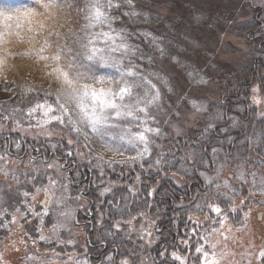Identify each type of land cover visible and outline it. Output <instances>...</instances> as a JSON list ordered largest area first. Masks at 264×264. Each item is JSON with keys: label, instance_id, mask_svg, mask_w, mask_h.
Returning a JSON list of instances; mask_svg holds the SVG:
<instances>
[{"label": "rangeland", "instance_id": "obj_1", "mask_svg": "<svg viewBox=\"0 0 264 264\" xmlns=\"http://www.w3.org/2000/svg\"><path fill=\"white\" fill-rule=\"evenodd\" d=\"M29 1H33L37 5L36 0ZM237 1L198 0L200 9L197 6L189 8L191 12L195 13V16L191 17L192 23L190 26H195L194 34H198V41L183 40L188 45L189 50H181L183 57L180 56L181 62L189 65L188 68L192 70L183 73L181 69L175 66L173 60H168V62H164V65H161L162 71L160 74L167 78V85L161 79L158 78L157 80L150 77L151 75L149 76L152 83L160 90L161 101L150 109L152 118L148 120V126L158 128L160 132L158 135L147 134L150 140V151L141 159H148L151 169L152 166L157 165V159H161L162 163L157 165L158 168L153 172V175L157 176L160 171L161 179H168L172 185L179 188H184L189 183V179L175 172H163V162L170 159L172 154H180L182 160L186 161L184 165H192L199 160L198 158L201 156H199V153H195L191 142L188 140L193 139L195 131L201 133L204 130L211 132L214 126L222 124V120L228 119L230 122L233 120L229 114H226L229 113V110L226 111L224 118L216 116L227 107L226 95L234 91L238 83L248 78V75L244 72L254 62L250 52L258 42L254 39L251 40L250 36L244 31L250 24L248 20L252 19V15L254 16L255 9L250 10L246 5V0H240L239 5L236 3ZM22 3L24 2L16 4L20 5ZM196 7L198 10L195 9ZM164 8L165 6L160 7V9ZM6 9L10 10V8ZM15 10L20 9L16 6ZM226 10L233 11V15L227 17L224 12ZM189 35L192 37L191 33ZM189 73H192L191 78ZM201 77L203 82L198 83L197 81ZM12 87L10 81L8 82L0 77L1 101L13 97ZM169 88L172 91H169ZM252 96H254L256 102L258 100L264 101L263 98L257 95L256 91L252 92ZM45 100H38L37 96H31L27 104H23V108L12 115L16 119L13 124L11 123L12 130L20 134L21 137L25 135L26 138L37 144L42 143L43 140L56 139L54 137L58 135L59 131L57 126H54L58 123L56 120H49L47 124H43V121L48 119L44 116V109L37 108L35 112L29 114L28 110L30 108H35L38 103L42 104ZM193 103L206 110L197 111L193 107ZM209 106L212 109H208ZM7 109L2 108V110ZM53 115L59 114L57 112L49 113V117ZM42 124L43 126H41ZM233 127L231 126V128ZM132 131L139 132L141 129L133 127ZM225 139L226 142H229L228 136ZM118 145L124 154L103 151V160L97 158L102 150H96L97 147L94 146L86 147L76 144L69 151L65 149L67 156L77 159L80 165L91 169L93 172L91 188L97 200L93 206L95 213L92 221H94V224L86 228L76 227L74 223L75 210L78 207L86 209L87 202L80 199H76V201L71 198L72 192L69 188L65 193L69 198L64 201L63 208L71 211V218L54 216L52 212H49L47 216L42 215L45 209L42 207L43 203L45 205V193L43 190L37 193L36 189L38 187L43 189L48 186L49 176H52L57 182L59 181L55 185L56 192L58 194L64 192V189H61L63 185L60 181L67 182L65 174L62 176L58 171L49 174L50 172L45 169L41 171L34 161L31 163L26 161L30 165L26 162L14 165V170H18V181L13 179L11 175L5 178L4 175L0 174V232L10 225L14 229H17V227L26 229V226L29 225L34 228L31 231L34 237H30L28 242L32 245L38 243L50 246L47 252L48 256L43 255L42 252L36 254L31 250L28 251L24 256V264H49V262L75 264L76 261L85 258L88 264L89 255L93 254V250L88 248L86 238L88 231L93 227L95 238H98L103 232L107 236V240L113 239L118 245L116 255H111L112 261L109 262L106 258L100 264H124L125 261L127 264H156L151 260L152 248L155 250V245L158 244L155 229L157 227L156 219L146 217L143 213L132 215L127 220L115 218L109 228L110 231L103 225L109 217L108 207L113 204L117 195H120L126 189L130 191V197H132V195L139 194V191H142L143 187L151 182L150 177L147 178L141 173L142 170L149 172L148 168L142 165L141 159H131V157L136 156V145L141 148L143 145L139 144L138 141L136 145L132 144V147H130L134 150V153L130 155L126 154L130 149L128 145L124 143ZM90 148L92 151L89 150ZM212 149L208 150L211 160H213ZM228 153V151L220 149L217 158L222 161ZM65 154L62 155L65 156ZM109 160L115 161V163H105ZM203 161H207V158ZM6 163L10 171L11 164ZM199 163L201 166L206 165L202 160H199ZM230 165H226L219 175L216 171L215 176H208V171L212 169V166L208 163L206 172H201L204 175L198 174L203 184L207 186L206 193L202 194L201 190H195L192 193L193 196L190 197L191 199H180L175 204L174 210L188 207L189 210H194L200 218L196 225L191 223V227H193L190 230L192 235L190 238V231H188L187 239L184 238L181 242L182 251L170 252L172 259L175 254L184 261V264H203L205 257L202 253L196 251L198 247H202L209 253L208 259H217L219 264H264V258L260 255L264 251V194L252 187V179L241 191L242 183L241 180L236 179L235 172L238 168L233 162H230ZM24 168H27V170ZM34 168L35 171H33ZM187 169L188 167H181V170L185 173H187ZM255 172L258 174L257 184H260L261 180H264V174H261L260 170H255ZM248 174L251 175L249 172ZM195 176L196 174L191 176L192 179H195ZM205 176L214 178L211 185L206 182ZM225 180L228 181L234 191H229L223 187ZM216 184H220L221 187L217 188ZM154 188L155 186L152 185L151 193ZM244 191L245 195H243ZM225 193L226 195H224ZM106 199H110V201L104 205L103 202ZM228 202L231 204L229 207H227ZM224 203H226V207L222 208L220 204ZM212 205L221 207V216L225 211L228 213V218L224 221L223 227L219 223L220 216L212 211ZM49 208L55 209L56 206L51 204ZM60 210L63 209L57 211ZM246 213L247 217L245 216ZM258 213L262 214L261 219L257 218ZM189 217L190 220L195 219L192 214H189ZM43 219H47V224ZM57 220L65 225L58 234L59 238L65 241L63 245L59 244L58 239L53 237L52 233V226ZM175 224L176 222H173L172 225L175 226ZM214 229H218V231ZM96 232L99 234H96ZM41 234L49 237L50 242L46 243L40 240ZM69 240L74 241V243L68 244ZM3 241L4 236L0 235V245ZM213 253H215V256L212 255ZM29 256H35L36 259H28ZM174 260L179 261L181 264V260L175 258Z\"/></svg>", "mask_w": 264, "mask_h": 264}, {"label": "snow or ice", "instance_id": "obj_2", "mask_svg": "<svg viewBox=\"0 0 264 264\" xmlns=\"http://www.w3.org/2000/svg\"><path fill=\"white\" fill-rule=\"evenodd\" d=\"M121 2L131 5V0H86L85 23L81 26L79 33H73L75 36L74 43L77 46L73 47L68 43L57 44L56 50L51 53L48 52V49L52 47L49 38L56 36L59 40L61 34L50 25L55 21L58 12L72 6V0H36L39 7L17 10L15 13L0 11V45L11 42L12 38H16L18 43H24L26 36L27 42L33 43L39 42L40 37H44L39 48L26 51L23 54L26 56L35 55L38 61H46L44 67L51 68V71L47 72L46 75L54 77L59 87L55 93L52 91L44 93L45 96H55V106L45 100L42 104L38 103L35 108H30L29 114L35 112L37 108L44 109V116L48 119L43 121V124H47L49 120H56L61 125L67 126L71 132H75L78 141L79 137L83 135L89 143L99 144L101 149L112 151L114 154H124L120 146L114 143L115 140L127 141L133 145H136L138 141L143 147L136 145V156L131 157L132 160H137L143 158L150 151V140L147 134L158 135L160 132L158 128L148 126V120L152 118L150 109L161 101V93L155 84L143 75L142 71H137V69H142V66L132 58L144 59L142 50L138 46L128 43L129 34L125 33L123 29L117 30L113 27V21L119 19V16L112 15V11L119 8ZM125 15L135 17L138 13L133 9L130 12H125ZM59 27H64V24H60ZM97 27H106L107 31L97 32L95 31ZM69 31L71 32V29ZM141 35L146 40L150 38L154 51H159L162 58L167 56L181 70H186L189 67V65L182 63L177 56H173L161 47L159 42L161 38L154 37L148 32H143ZM64 39L67 41V36ZM3 63L4 58L0 57V65ZM148 63L151 64L152 61L149 60ZM103 68H112L115 74H99L98 70ZM149 75L156 76L166 85L168 83L167 78L161 76L159 72H151ZM191 76L192 73H189L190 78ZM197 82H203V78L201 77ZM145 85L150 87H145ZM24 90L33 91L34 89L26 87ZM169 91L172 89L169 88ZM253 91L256 89L254 88ZM193 107L197 111L206 110L195 103H193ZM53 112H58L59 115L49 117V113ZM120 121L126 123L120 124ZM133 127H139L141 131L133 132ZM251 143L253 147H258L256 139H252ZM16 147L19 149V144ZM89 150L92 151L91 148ZM194 151H199V149H194ZM219 152V149L213 148V160L207 162L202 159V162L206 165L208 163L216 164V171L219 175L226 165L231 166L230 161L232 159L238 158L241 163L237 165L240 171L236 173V179L247 183V170L243 165L249 163L250 160H245L243 155L237 152L235 157L225 155L221 161L217 158ZM260 155L264 156V152H261ZM10 158L11 153L5 146L3 152H0V174L4 175L5 178L11 175L13 179L18 181V170L10 172L7 168L6 162ZM97 158L104 159L103 151L97 155ZM31 162L30 160L29 163ZM16 163L19 164L20 161L17 160ZM105 163H115V161L109 160ZM161 163L162 160L157 159L156 164ZM256 164H264V160H258ZM47 167H52V165H47ZM35 170L34 168L33 171ZM201 174L204 175V173ZM257 175L256 172L251 173L252 187L264 194V180L257 184ZM213 179L205 176L209 185L212 184ZM57 183L52 176H49V185L43 189L39 187L36 189L37 193L41 190L45 193V209L42 215L47 216L49 212H52L54 216L71 218V211L63 208L64 201L69 198L65 194L68 191V184H63L64 192L58 194L55 190ZM216 187L219 188L221 185L216 184ZM223 187L234 191L227 180L224 181ZM79 198L77 196L74 199L78 200ZM49 204H55L56 208L50 209L47 207ZM211 207L212 211L220 216L219 223L223 227L224 221L228 218V213L225 211L221 216L220 206L212 205ZM59 209L63 210L57 211ZM245 216L247 217V213ZM64 227L65 225L59 220L52 226L53 237L58 239L60 245L65 243L58 236ZM214 230L218 231V229ZM39 239L46 243L50 242L49 237L43 234ZM67 243L72 244L74 241L69 240ZM196 251L205 257L203 264H219L217 259H208L209 253L202 247H198ZM212 255L215 256V253ZM260 255L264 258V251ZM174 258L181 260V264H184L179 256L174 254ZM28 259H36V257L29 256ZM107 260L111 262L112 256L109 255ZM49 264H54V262H49ZM75 264H87V259L78 260ZM124 264L127 262L125 261Z\"/></svg>", "mask_w": 264, "mask_h": 264}, {"label": "trees", "instance_id": "obj_3", "mask_svg": "<svg viewBox=\"0 0 264 264\" xmlns=\"http://www.w3.org/2000/svg\"><path fill=\"white\" fill-rule=\"evenodd\" d=\"M197 1L198 0H131V5L126 2H121L120 7L112 11V15L119 16V19L113 21V27L117 30L123 29L125 33L129 34L128 43L138 46L143 52L144 59L132 58L135 59L137 64L142 66V69H137V71H142L143 75L149 79V73L159 72L161 74V65H164V62L171 60L167 56L162 58L159 51H154L150 43V38L146 40L145 37L141 35L143 32H148L154 37L161 38L159 40L161 47L164 48L166 52H170L173 56H177L179 59H181L180 56L183 57L182 51L178 52L179 50H189L188 45H186V42L183 40H191L192 42H194V40L195 42L198 41V34H194L195 26H190L192 23L191 17L195 16V13L191 12V9H189L191 7L193 8L194 6L198 7ZM246 1V5L250 10L255 9V14L254 16L252 15V19L248 20L250 21V24H248L244 31L250 36L251 40L254 39L258 42L250 52L251 58L254 62L252 63L253 65L247 67L246 71L244 72L248 75V78L241 83H238L237 88H235L234 91L228 93L229 100L226 103L227 107L222 113L219 112L216 116L224 118L226 114H229L233 120L231 122L227 121L228 123L223 129H220L222 128L219 126L220 124L215 126H218L217 130L220 132L218 133L216 131L215 133L228 134L226 136L229 137V142H226V139L224 141L221 140L223 145H228V143H230V137L234 141L231 148V157H235L236 153L240 152L245 160H250L249 163H245L243 165V167L247 170V183H245L243 180L240 181L242 183L241 191H243L245 186L249 184V180L252 179L248 172L251 174L252 172H255V170H260L261 174H264V164H256V161L264 160V156L260 155L261 152H264V101L258 100L259 103H257L254 96H252V92H254L253 89L255 88L257 95L264 99V0ZM18 2H24L22 3L24 5H17L16 3ZM236 3L239 5L240 0H238ZM85 4L86 0H72V6L70 8L66 7L57 13L56 19L51 23L50 27L58 31L61 34V37L59 40L56 36L49 38L52 43V47L48 49L49 53L56 50L57 44L68 43L73 47L77 46L74 43L75 36L73 33H79L81 26L85 23ZM16 6L20 10L30 7H39L38 4L36 5L33 1L29 0H0V11L15 13L17 11L15 10ZM161 6H165V8L160 9ZM197 7L195 8L196 10L201 8L198 7L197 9ZM5 8H10V10H5ZM133 9L138 13L137 16L132 17L125 15V12H130ZM224 12L227 17H231V15H233V11L226 10ZM60 24H64V27H59ZM70 29L71 32L69 31ZM102 30L107 31V28L97 27L95 29L97 32ZM190 33L192 34L193 38L189 35ZM180 34L185 36L182 37ZM65 36H67V41L64 39ZM43 40L44 37H40L39 42L29 43L27 42V37L25 36L24 43H18L16 42V38H12L11 42H6L3 45H0V57L4 58L3 65H0V77L7 80L8 82L10 81L13 85V97L6 101H0V135H9L10 139L13 140L14 138L17 139L20 134L14 132L11 128V125L16 120L12 117V115L20 108H23L22 105L27 104L29 99H31V96H37L38 100L46 99L54 105L55 96L44 95V93L48 91L55 93L59 87L54 77L46 75L47 72L51 71V68H45L44 65L47 62L43 60L38 61L35 55L26 56L23 54L26 51L39 48L40 44L43 43ZM137 55L139 56V53ZM149 60L152 61L151 64L148 63ZM190 70L192 69L187 67L186 70L181 71L184 73L190 72ZM98 72L99 74L104 75L115 74L114 69L112 68L99 69ZM150 77L158 80L156 76L151 75ZM26 87H31L34 90L25 91L24 89ZM145 87L150 86L145 85ZM2 108H8L9 110H2ZM208 109H212V107L209 106ZM228 110L229 113H226ZM224 120H222V124H224ZM119 123L125 124L126 122L120 121ZM54 126H57V129L59 130L57 133L58 135L54 137L56 139L50 141L45 140L44 143H42L43 145L51 148L56 147L57 149L62 148L61 151H65V149L69 151L74 145L80 144V146L86 147L94 146L97 147L96 150L99 149L104 151L101 149L99 144L89 143L86 141L83 135L79 137L78 141L77 134L75 132H71L67 126L61 125L59 122L54 124ZM231 126H234L233 128L236 132L233 128H231ZM215 133L212 132V130L211 132L204 130L203 133L195 131L193 139L188 140L191 142L193 150L199 149V151H195V153H199V156H201L198 158L199 160L205 159V154L203 152L204 145L206 146L211 142H215V139H218L215 137ZM252 139L257 140L258 147H253L251 143ZM221 141L219 142L221 143ZM114 143H124L130 148L126 154L130 155L134 153V150L131 148L132 144H129L127 141H121L117 139L114 141ZM205 149L207 150V147H205ZM104 152L108 153L111 151ZM199 160L194 162L192 165H184L186 164V161L182 160L180 154H172L170 159L163 162V172H175L181 174L187 179H192L191 176H194V168L196 166H201ZM141 162L142 165L147 167L149 171L147 172L145 170L144 172L142 170L141 173L147 178L150 177L151 182L149 185L144 186L139 194L132 195V197H130L131 193L125 190L121 192V195H117L116 198L114 197L115 200L113 204L109 205L108 207L109 219L113 217L127 219L132 217V215L146 213L148 195L151 191H149V189L152 185L158 183V181L160 182L162 194L164 196L167 195L166 197L169 198L172 197L173 201L181 196L186 195L189 197L188 190L185 186L184 188H179L175 185H172L168 179H161L160 171L157 176H154L153 172L157 170V165L154 166L155 168L152 166L151 169L148 159H141ZM230 162L235 163L237 167V165L241 163V160L234 158ZM182 166L188 167L186 171L188 174L181 170ZM238 171H240V168H238L235 172L237 173ZM227 190L231 191L228 188ZM190 193L192 194V190ZM243 193V195H245V191ZM109 201L110 199H106L104 205L109 203ZM220 205L222 208L226 207V203ZM229 206H231V204L228 202L227 207ZM175 212L180 217L178 228L181 230V232L184 231L181 234H185L183 238L187 239L188 234L186 235V233H188L189 230L187 229L189 221L187 220L186 215L191 213L196 214V212H194V210H189L188 207H185V209L175 210ZM43 221H45L47 224V219H43ZM9 227L11 228V225ZM106 227L109 230V222H106ZM11 230L14 235H16L21 241L25 243H29L28 241L30 237H34L31 234V231L34 230V228L29 225L26 226V229L17 227V229L11 228ZM102 234L105 239H107V236H105L103 232ZM191 235L192 234H190V238ZM5 241L6 240L4 239L3 243L0 245V264H24V254L19 253L17 246L14 248L12 247V249L4 246L6 243ZM191 241L193 240L191 239ZM37 245L38 243L36 246ZM183 251L185 250L183 249Z\"/></svg>", "mask_w": 264, "mask_h": 264}, {"label": "flooded vegetation", "instance_id": "obj_4", "mask_svg": "<svg viewBox=\"0 0 264 264\" xmlns=\"http://www.w3.org/2000/svg\"><path fill=\"white\" fill-rule=\"evenodd\" d=\"M227 121L228 119H225L224 124L219 125L222 127L220 129H223L225 127V125L228 123ZM217 127L214 126V128H212V132L215 133L217 131L218 133H220L217 130ZM226 135L228 134L215 133V137H217L218 139H215V142H211L207 144L206 146L204 145L203 152L205 153L208 162L212 161L210 157V153L208 152V150L210 151L212 148H218L219 150L223 149L224 151L229 152L227 154L228 156L231 155V152H232L231 148L234 142L232 138L230 137L231 141L230 143H228V145L226 144L223 145L222 143L219 142L221 140H224ZM5 146H7L8 150L11 151L10 152L11 156L12 154H16L15 149L11 148L12 139H10L8 135H0V152L4 150ZM29 147L31 148V145ZM205 147H207L208 150H206ZM61 150L62 148H58L55 152V155H56L55 158L61 159L62 161H64V165H61L60 169L61 171H63V174H65V178L67 179V182L61 180L62 181L61 184L62 185L68 184V188L72 192L71 198L74 199L75 197L78 196L80 197L79 198L80 200H85L88 205L86 206V209L78 207V209L75 210V223L74 224L76 227L81 226L82 228H86L87 226H93L94 221H92V218L95 213V211L93 210V206H94V203H96V198H95L96 196L93 195V189L91 188V182L93 180L92 178L93 172L89 168H86L84 166H79L77 159L70 157L69 155L67 156L65 154L66 150L65 151L64 150L61 151ZM35 152H37L36 157L33 156L34 152L25 153V154L23 153L20 156L18 155L17 159L20 161L19 164H22L23 162H26V161L29 162L30 160L32 162L35 160H38L37 157L42 156V154H40V152L38 151H35ZM62 154H65V156ZM63 157H66V158L64 159ZM45 161L47 162L48 160H45ZM15 164L17 163L15 162L11 164L10 172L14 170ZM209 165L212 166V169L208 171L209 174L207 175L213 176L214 174H216L215 172H216L217 165L214 163H209ZM7 168H9L8 165H7ZM24 169L27 170V168H24ZM206 170H207L206 165L203 167L197 166L194 169V174H196V176H195V179L190 180L189 183L187 184L188 186L186 189L188 190V192L192 189L193 192H195V190H199V191L201 190L202 194L206 193L207 186L203 184V181L200 179V176L198 175L201 172H206ZM61 189L62 190L64 189L63 186ZM153 191H154L152 193L153 198L151 197V194L148 196V204L146 207L147 208L146 212L149 218L153 220L156 219V226H157L156 234L158 237L156 239H157L158 244H157V248L155 249L156 251L151 255V258L155 261V263L161 262L162 264H180L179 261L176 262L174 260V257L173 259L171 258L172 254H170V252L177 253L178 251H182L181 242L183 241L184 239L183 237L185 236V234H181L182 232L178 228L180 217L178 216L176 212H173V211L175 209V204L179 202L178 199H185L186 197L181 196L173 201L172 197L169 198V197H166L167 195L164 196L161 192L160 182L157 183V188H155ZM191 196L192 195H190V197ZM190 197H188L187 199L188 200L191 199ZM50 205L51 204L47 205V207H49ZM74 205H77V204H74ZM186 218L188 220L187 215H186ZM106 222H109V226H112L113 221L106 219V221H104L103 223L104 226H106ZM173 222H176L175 226L172 225ZM191 226H192L191 224L187 226L188 227L187 229H189L188 231L193 229V227ZM93 229L94 227L90 228V230L88 231L89 233L86 238V243H87L88 248L90 250H93L92 252L93 254L89 255L88 264H100L109 255H112L111 251L114 250L113 248L107 249L105 242H101V241L102 240L107 241L110 243L109 245H111L115 241H113V239L107 240L105 239L103 235L99 236L98 238H95L94 236L95 233L93 232ZM96 234H99V233L96 232ZM187 234L188 233H186V235ZM115 252H116V248H115ZM157 254H159L161 258L159 259V261L157 260Z\"/></svg>", "mask_w": 264, "mask_h": 264}, {"label": "bare ground", "instance_id": "obj_5", "mask_svg": "<svg viewBox=\"0 0 264 264\" xmlns=\"http://www.w3.org/2000/svg\"><path fill=\"white\" fill-rule=\"evenodd\" d=\"M179 52H181V50H179ZM226 100H229L228 95H226ZM45 140H43L42 143H44ZM42 143L37 144L36 142L34 143L33 140L26 138L25 135H21L16 138H14V140L12 139V149H15V153L16 154H12L11 158L7 160V162H9L10 164L15 163L18 159L17 156L22 155L25 150V153H33V156H37V152H40V154H42V156L37 157L38 160H35V164H37V166L39 167L38 169L41 171L47 170L49 171L51 174V172H55L58 171L60 174H62L63 176V171H61L60 166L64 165V161H62L61 159H57L55 158V152H56V147L51 148V147H47L45 145H43ZM19 144V149H17L16 145ZM31 145V148L29 147ZM3 152V151H1ZM11 152V151H10ZM24 153V154H25ZM36 154V155H35ZM45 160H48L47 162ZM47 165H52V167H47ZM79 166H83V165H79ZM36 167V166H35ZM85 167V166H84ZM91 170V169H90ZM92 171V170H91ZM5 218H7V216H5ZM2 221V219H1ZM13 221V220H12ZM3 222V221H2ZM0 235L4 236V239L6 240L4 246H7L9 249H12V247H18L19 253H23L24 256L27 254L28 251H33L34 253H41L43 255H47L48 249L50 248V246L46 245V244H38L36 245H32L30 243H25L23 241H21L16 235L13 234L12 230L10 227L8 228H4L1 230ZM101 242H105L107 249H117V244L115 242H113L111 245H109L110 243L107 241L102 240ZM158 264H162L161 262Z\"/></svg>", "mask_w": 264, "mask_h": 264}, {"label": "water", "instance_id": "obj_6", "mask_svg": "<svg viewBox=\"0 0 264 264\" xmlns=\"http://www.w3.org/2000/svg\"><path fill=\"white\" fill-rule=\"evenodd\" d=\"M260 218H261V215L258 216V219H260Z\"/></svg>", "mask_w": 264, "mask_h": 264}]
</instances>
